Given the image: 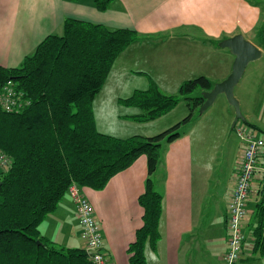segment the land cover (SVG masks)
I'll use <instances>...</instances> for the list:
<instances>
[{
	"label": "crops",
	"instance_id": "1",
	"mask_svg": "<svg viewBox=\"0 0 264 264\" xmlns=\"http://www.w3.org/2000/svg\"><path fill=\"white\" fill-rule=\"evenodd\" d=\"M263 13L264 0H114L105 11L95 9L92 0H0V65H19L43 38L62 31L65 17L146 35L117 56L92 108L96 128L102 133L119 138L152 136L184 118L188 108L179 102L168 113L141 122L132 119L141 110L124 106L119 99L146 89L150 81L175 93L184 80L198 76L223 80L231 71L234 55L213 41L237 33L255 44L262 52L259 59H264V37L256 33ZM253 70L258 75L251 86H264V60ZM218 99L216 106L165 148L160 237L154 246L146 243V264H227V206L242 150L237 151L230 141L234 110L225 98ZM251 124L258 127L251 129L255 135L264 136V127ZM146 161L140 155L101 190L81 188L100 226L109 264H128L127 247L142 225L143 208L137 198L144 191ZM222 162L230 168L233 181L219 210ZM258 166L252 182L254 197L257 184L264 181V148ZM249 222L250 213L243 221V251L232 264H264V256L252 254ZM39 229L58 245L85 248L76 207L68 194Z\"/></svg>",
	"mask_w": 264,
	"mask_h": 264
},
{
	"label": "trees",
	"instance_id": "2",
	"mask_svg": "<svg viewBox=\"0 0 264 264\" xmlns=\"http://www.w3.org/2000/svg\"><path fill=\"white\" fill-rule=\"evenodd\" d=\"M113 1L92 0V5L105 11ZM256 33L264 37V13ZM145 37L130 28L110 29L65 17L61 34L47 35L19 65H0V91L10 81L24 101L17 110L0 108V151L10 157L8 166L0 169V264H91L85 248L58 245L41 235L39 226L56 210L69 186L101 190L140 155L147 160L144 191L137 198L143 208L142 225L127 253L128 264H146V243L154 246L160 237L165 148L199 119L202 92L215 82L198 76L184 80L177 93L171 94L150 81L146 89L119 99L120 104L141 110L133 120L156 119L180 101L186 102L188 114L152 136L119 138L100 132L93 99L117 56L131 42ZM213 42L218 46L219 41ZM196 89L197 95L189 96ZM261 183L259 199L250 212L249 231L252 254L264 256V181Z\"/></svg>",
	"mask_w": 264,
	"mask_h": 264
},
{
	"label": "built area",
	"instance_id": "3",
	"mask_svg": "<svg viewBox=\"0 0 264 264\" xmlns=\"http://www.w3.org/2000/svg\"><path fill=\"white\" fill-rule=\"evenodd\" d=\"M20 96L21 94L15 91L13 83L7 82L0 91V108L6 111L17 110L24 102ZM245 127L237 122L234 125V132L243 141V148L236 169L234 188L227 206L226 227L228 235L227 250L224 254V260L227 264L236 262L243 251L245 239L243 221L248 214V202L253 194V178L259 168L258 155L264 146V137L255 135L251 128L246 130ZM9 162L10 157L0 151V169L8 166ZM68 194L76 207L82 235L85 239L86 252L88 254V251L95 250L94 253L88 254L91 264H109L107 254L103 251L100 226L93 214L91 203L81 188L75 184L69 186Z\"/></svg>",
	"mask_w": 264,
	"mask_h": 264
},
{
	"label": "rangeland",
	"instance_id": "4",
	"mask_svg": "<svg viewBox=\"0 0 264 264\" xmlns=\"http://www.w3.org/2000/svg\"><path fill=\"white\" fill-rule=\"evenodd\" d=\"M61 33H62V31L59 32L58 34H61ZM262 60H264V59H258L256 61H252L248 64L246 71L242 75V78H240V81H238L239 83H237L236 86L234 87V95L237 98V100L239 101V106H240V110H241L242 114L247 115V122L252 123L254 121L255 123L264 127V105L262 103V97L264 95L263 94L264 93V86H251V83L254 82L255 77L258 75V72L253 70L254 66H257L258 64H260L262 62ZM160 89L166 93H170V92L163 90L162 88H160ZM198 92H199V90L196 89L192 93H190L189 96H195V95H197ZM175 93H177V92H175ZM171 94H174V93H171ZM221 97L225 98L223 94H219L216 97V99L214 100V102L206 110L212 108L213 106H216L219 102L218 98H221ZM225 100H226V98H225ZM180 102L182 104H184L185 107L187 108L185 101H180ZM226 102H227V100H226ZM230 107L233 108L231 105H230ZM237 123L241 126H246L245 127L246 130L249 128V126L241 120H238ZM231 134H232V137H231L230 141L234 142V144L236 145V150L237 151L242 150L243 141L240 139V137L238 135H236L237 133L234 132L233 129H231ZM230 141L228 140V142H230ZM237 154H238V152H237ZM224 166H225V162H222V164L220 165V170L222 168L224 172L220 176L219 187H217L219 189L220 196H221L220 197V203H219V210L224 205L226 193L230 189L231 183L233 181L232 180V172H230V168H228L226 166L224 167ZM254 186L256 187V184ZM258 187H259V189L262 187L261 182H259L257 184V189H258ZM259 196L260 195L258 192L255 194V197L251 195V197H250L251 202H250V205L248 207L249 212L247 215H249V213L253 210V204H254V202H256L259 199ZM210 207H211V204L209 205L208 209H210ZM214 226L215 225L212 224V227H214ZM215 232H216V230L214 229L212 231V233H215ZM246 236H248V234H246Z\"/></svg>",
	"mask_w": 264,
	"mask_h": 264
},
{
	"label": "water",
	"instance_id": "5",
	"mask_svg": "<svg viewBox=\"0 0 264 264\" xmlns=\"http://www.w3.org/2000/svg\"><path fill=\"white\" fill-rule=\"evenodd\" d=\"M219 47L227 48L231 54L234 55L232 68L230 73L221 81L215 82L211 89L203 91V102L199 107V113L205 112V110L214 102L219 94H223L228 104L233 107L234 117L232 121V127L234 124L241 120L246 122V118L242 114L239 106V101L234 95V87L242 77L246 66L262 55L261 50L247 40L241 33L234 34L230 37L224 38L219 41ZM37 243H40L39 241ZM95 250L88 251V254L94 253Z\"/></svg>",
	"mask_w": 264,
	"mask_h": 264
}]
</instances>
